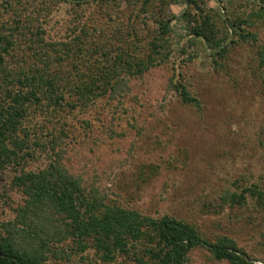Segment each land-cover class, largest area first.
<instances>
[{
    "label": "trees",
    "instance_id": "16d2710c",
    "mask_svg": "<svg viewBox=\"0 0 264 264\" xmlns=\"http://www.w3.org/2000/svg\"><path fill=\"white\" fill-rule=\"evenodd\" d=\"M153 2L0 0V195L7 194L0 264H190L195 251L214 264H264L236 236L143 212L69 162L80 143L99 140L96 131L141 132L127 97L133 79L155 68L170 66L165 98L174 93L201 107L184 69L196 56L187 47L179 49L187 56H176L172 20L151 10L161 13L170 1ZM184 2L190 43L204 41L215 69L246 45L264 78V0L223 9ZM205 207L214 214L252 207L264 219V173L234 181ZM253 237L264 246V226Z\"/></svg>",
    "mask_w": 264,
    "mask_h": 264
},
{
    "label": "rangeland",
    "instance_id": "374dc122",
    "mask_svg": "<svg viewBox=\"0 0 264 264\" xmlns=\"http://www.w3.org/2000/svg\"><path fill=\"white\" fill-rule=\"evenodd\" d=\"M169 1L162 14L151 10L157 17L172 20L176 56L188 55L182 56V47L196 56L184 69L201 107L182 104L174 93L165 98L170 66L155 68L144 78L133 79L127 97V104L139 110L141 132L109 137L96 131L99 140L80 143L69 162L87 178L99 175L102 189L131 206L155 215L176 214L198 222L209 234H232L264 261V246L253 237L255 229L264 226L259 213L242 207L246 209L227 208L214 214L205 207L234 181L256 180L264 173V78L246 45L232 52L227 68L215 69L204 41L190 43L194 37L182 18L187 8L184 0ZM243 1L208 0V7L234 8ZM260 31L264 40V29ZM156 165L160 166L157 172L149 173ZM3 185L0 181V191H5ZM6 200L7 194H1L0 220ZM190 264L214 263L202 251H195Z\"/></svg>",
    "mask_w": 264,
    "mask_h": 264
}]
</instances>
